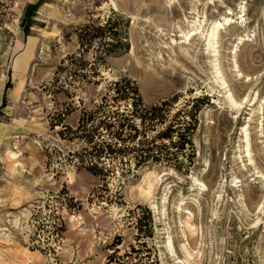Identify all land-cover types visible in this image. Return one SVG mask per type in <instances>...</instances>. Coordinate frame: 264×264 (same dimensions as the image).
I'll use <instances>...</instances> for the list:
<instances>
[{
	"label": "rangeland",
	"instance_id": "rangeland-1",
	"mask_svg": "<svg viewBox=\"0 0 264 264\" xmlns=\"http://www.w3.org/2000/svg\"><path fill=\"white\" fill-rule=\"evenodd\" d=\"M1 1L0 264H105L118 236L117 255L132 245L146 263L264 264V0H44L27 33L22 14L37 0ZM108 19L126 50L81 83L60 70L79 55L77 28ZM218 22L214 53L206 39ZM82 57L93 62L95 52ZM122 77L144 105L167 101L169 115L207 101L187 172L130 161L103 180L74 154L84 143L52 128L61 116L74 128ZM147 211L153 236L140 247L133 223Z\"/></svg>",
	"mask_w": 264,
	"mask_h": 264
},
{
	"label": "trees",
	"instance_id": "trees-1",
	"mask_svg": "<svg viewBox=\"0 0 264 264\" xmlns=\"http://www.w3.org/2000/svg\"><path fill=\"white\" fill-rule=\"evenodd\" d=\"M43 2L44 0H37L26 4L21 18L24 33L28 32L33 22L32 17ZM3 6L4 3L0 0V30L3 25L1 18ZM76 35L79 55L66 56L61 61L59 69L73 73L74 80L77 78L80 83L89 77V74H94V66L104 63L107 56L127 48L121 40L117 24L109 19L103 24L96 21L83 23L77 28ZM89 49L95 52L93 62L82 57ZM64 62L66 63L63 64ZM89 70L93 72L88 73ZM109 89L112 91L110 100H105L104 104L96 109L82 111L74 128L62 124L63 116L55 123H51L52 128L61 125L68 129L70 136L67 138L64 137V129L58 131L62 138L84 143L80 151L74 154L80 162H87L86 169L103 180L114 175L116 166L120 167L121 173L130 171V161H133L135 167L159 162L171 165L179 172L182 170L187 172L195 160L192 138L198 123L199 109L207 101L196 98L169 115L170 108L165 100L149 106L144 105L137 84L130 78L122 77L112 81ZM5 103L3 97L0 109ZM157 126L160 128L156 129ZM152 130H156V133L149 135ZM157 141L161 143L158 144ZM133 224L137 232L135 235L137 244L145 247L147 244L145 239L153 236V222L149 211L146 216L137 217ZM120 243L121 239L118 236L117 241H112L108 245L112 252L105 264L112 262V256L125 257L133 254L137 259L134 264L155 262L152 260L146 263L142 260L144 257L140 253V248L132 245L129 251L117 255L119 251L117 245Z\"/></svg>",
	"mask_w": 264,
	"mask_h": 264
},
{
	"label": "bare ground",
	"instance_id": "bare-ground-1",
	"mask_svg": "<svg viewBox=\"0 0 264 264\" xmlns=\"http://www.w3.org/2000/svg\"><path fill=\"white\" fill-rule=\"evenodd\" d=\"M225 20L228 21V22H230L229 21V18L228 19H225ZM221 24L222 23H220V22L213 23L212 26H211V28H210V30H209V32H208V34H207V39H206L207 45H208V47H210L212 49V51H214V53H215V46H214V44H215V38L217 37V35L219 33V29L221 28ZM200 27H201L200 23L197 24V25H194L192 27V29L188 33L185 34L186 39L187 40H190L195 35H197L199 33ZM210 48H208V49H210ZM230 100L236 104V102H235V100L233 98H231ZM262 176L264 177V174Z\"/></svg>",
	"mask_w": 264,
	"mask_h": 264
}]
</instances>
